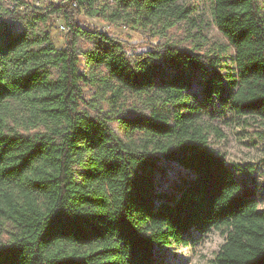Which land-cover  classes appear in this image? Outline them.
I'll return each mask as SVG.
<instances>
[{
	"label": "trees",
	"instance_id": "trees-1",
	"mask_svg": "<svg viewBox=\"0 0 264 264\" xmlns=\"http://www.w3.org/2000/svg\"><path fill=\"white\" fill-rule=\"evenodd\" d=\"M212 1L232 66L169 40L193 12L181 0H51L0 12V230H15L0 244V264H157L158 246L213 229L225 235L215 264H264L257 190L243 187L185 100L217 99L264 123V0ZM77 10L159 40L129 54L122 40L81 26ZM53 15L65 20L63 48L45 29ZM82 85L96 89L83 104L95 114L80 107ZM125 93L143 110L117 106ZM169 104L188 110L171 121L162 113ZM19 116L45 130L20 131ZM113 120L129 140L142 135V148L120 138ZM161 157L191 174L158 189Z\"/></svg>",
	"mask_w": 264,
	"mask_h": 264
},
{
	"label": "rangeland",
	"instance_id": "rangeland-1",
	"mask_svg": "<svg viewBox=\"0 0 264 264\" xmlns=\"http://www.w3.org/2000/svg\"><path fill=\"white\" fill-rule=\"evenodd\" d=\"M53 1V0H52ZM56 0L55 2H59ZM51 0H0V12L6 8L11 10H23L22 3L36 7H46ZM181 3L193 8L189 20H182L168 32L170 41L197 51L211 54L218 52L223 63L233 65L232 56L234 49L229 45L225 36L221 33L214 20L212 0H181ZM74 19L83 27L97 28L108 35L125 42L124 49L127 53H140L146 51L148 46L145 43H156L159 39L145 35L132 28L111 24L104 21L100 16L81 13L78 10L74 13ZM65 24L63 16L53 15L48 19L45 29L49 33L51 42L57 48H63L67 42V31L60 28ZM149 42V43H148ZM87 46V43H83ZM79 69L84 70V61L79 58ZM83 86V96L86 99L80 107L89 109L86 104L95 95V87ZM197 91L198 87L195 85ZM187 105L192 107L203 125L209 127V143L221 154L225 155L227 164L234 170L236 176L243 180V187H255L259 199V209H264V123L255 116H238L230 108L215 99L205 107L200 105L198 98L187 93L185 99ZM138 98L132 93H125L117 102V106L123 107L126 114L142 106L137 102ZM105 108L110 106L106 101L102 103ZM94 113L91 109H89ZM182 113L188 109L183 106L169 104L162 107V113L172 121L175 111ZM147 112V110H146ZM95 114V113H94ZM14 125L22 132L34 133L44 131V126H32L27 118L19 116ZM111 127L126 142L132 146L142 148L145 139L142 135H134L133 140L124 135L118 122L110 121ZM158 171L155 174L156 187L158 189H172L181 175L191 174L176 162L161 157L158 161ZM11 231H15L11 224L5 223L0 230V244H9ZM188 245L158 246L156 249L157 264H215V256L220 246L225 241V235L220 230L213 229L208 234L201 236L192 230L188 236Z\"/></svg>",
	"mask_w": 264,
	"mask_h": 264
},
{
	"label": "built area",
	"instance_id": "built-area-1",
	"mask_svg": "<svg viewBox=\"0 0 264 264\" xmlns=\"http://www.w3.org/2000/svg\"><path fill=\"white\" fill-rule=\"evenodd\" d=\"M53 1H56V0H53ZM72 4H73L74 6H78V4H77L76 1H73ZM60 28H61L62 30H64V31H67V27H66L65 24H61V25H60Z\"/></svg>",
	"mask_w": 264,
	"mask_h": 264
}]
</instances>
